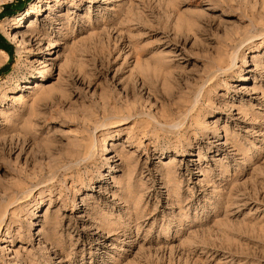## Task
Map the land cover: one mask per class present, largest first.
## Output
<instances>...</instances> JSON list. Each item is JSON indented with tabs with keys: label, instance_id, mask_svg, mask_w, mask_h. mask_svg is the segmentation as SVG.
Wrapping results in <instances>:
<instances>
[{
	"label": "rangeland",
	"instance_id": "1",
	"mask_svg": "<svg viewBox=\"0 0 264 264\" xmlns=\"http://www.w3.org/2000/svg\"><path fill=\"white\" fill-rule=\"evenodd\" d=\"M61 2L0 0V264H264V0Z\"/></svg>",
	"mask_w": 264,
	"mask_h": 264
},
{
	"label": "bare ground",
	"instance_id": "2",
	"mask_svg": "<svg viewBox=\"0 0 264 264\" xmlns=\"http://www.w3.org/2000/svg\"><path fill=\"white\" fill-rule=\"evenodd\" d=\"M66 1H67V0H63V2H61V3L65 4ZM79 1L82 2L83 0H79ZM96 1H98V0H95V2H96ZM37 14L42 15V8H40V9L38 10V13H37ZM28 15H29L28 13L23 14L22 19L28 17ZM19 26H21V25H19Z\"/></svg>",
	"mask_w": 264,
	"mask_h": 264
}]
</instances>
